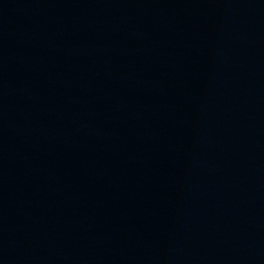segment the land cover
Here are the masks:
<instances>
[{"label": "water", "instance_id": "obj_1", "mask_svg": "<svg viewBox=\"0 0 264 264\" xmlns=\"http://www.w3.org/2000/svg\"><path fill=\"white\" fill-rule=\"evenodd\" d=\"M0 264H264V0H0Z\"/></svg>", "mask_w": 264, "mask_h": 264}]
</instances>
